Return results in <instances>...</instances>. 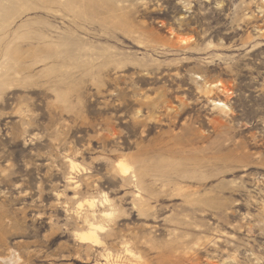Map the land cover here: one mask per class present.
<instances>
[{"label": "rangeland", "instance_id": "374dc122", "mask_svg": "<svg viewBox=\"0 0 264 264\" xmlns=\"http://www.w3.org/2000/svg\"><path fill=\"white\" fill-rule=\"evenodd\" d=\"M58 1L0 0V264H264V0Z\"/></svg>", "mask_w": 264, "mask_h": 264}, {"label": "bare ground", "instance_id": "6f19581e", "mask_svg": "<svg viewBox=\"0 0 264 264\" xmlns=\"http://www.w3.org/2000/svg\"><path fill=\"white\" fill-rule=\"evenodd\" d=\"M57 3L59 4V6L72 5L71 0H59ZM75 4H76V2H75ZM3 10H5V8H3ZM0 14H1V10H0ZM180 40L182 41V43L185 42L187 44L186 39H184V40L180 39ZM38 44H40V43H38ZM5 49H8V48H5ZM0 60H1V63H3V64H8V62H10V60L8 59V54H4ZM213 89H219V90L223 91L225 94H228L231 92V90H229V88L226 85H224L222 82H214L211 84L207 83L204 90H205V93H209V92L212 93ZM214 104H215V106L220 107L223 112H225L226 110H229L227 104L222 103L221 101H219V102L214 101ZM72 164L73 163H71V167H72ZM120 165H121V163L119 164L118 170L122 175H124L126 182L128 184L133 185L134 187L142 189L143 185L145 184V179L147 177V173L141 172V173H139V175L131 177L129 179V182H128V179L126 177L128 173L125 174L124 171L121 169ZM71 182H73V181L71 180ZM107 200L110 203V200L108 198H107ZM96 201L97 200L95 198H92L89 202L88 210L81 216V219L85 225V229L87 232L85 231L84 233H80L79 235H77L80 242L88 245V248H90L89 245L90 246H101V245H103L104 239L100 234L101 231H98L97 229H99V228L105 229V227L102 224H100L99 219L100 218H108L109 216L112 215V213H110L109 211L99 210ZM93 202H95L94 207L92 206ZM103 204H104V202H103ZM127 252H129V251L127 250ZM1 259H2L1 261L4 264H21V260H22V258L19 256V254L16 251H12L10 256H8L6 258H1ZM127 262L126 261H120L119 264H129Z\"/></svg>", "mask_w": 264, "mask_h": 264}, {"label": "clouds", "instance_id": "9594fccd", "mask_svg": "<svg viewBox=\"0 0 264 264\" xmlns=\"http://www.w3.org/2000/svg\"><path fill=\"white\" fill-rule=\"evenodd\" d=\"M121 169L124 171L125 174H127L129 171H131L130 168H128L126 166V164L124 162H121V165H120ZM72 169L73 171H77V170H80V166L77 165V164H72ZM105 203H109V201L107 200V197H105ZM92 206L94 207L95 206V202H93ZM82 207V206H81ZM98 231H104L105 229L104 228H99L97 229ZM129 255H132L131 252L128 253ZM138 259V258H137Z\"/></svg>", "mask_w": 264, "mask_h": 264}]
</instances>
